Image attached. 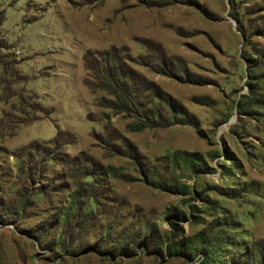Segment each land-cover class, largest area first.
Returning <instances> with one entry per match:
<instances>
[{
  "label": "rangeland",
  "instance_id": "1",
  "mask_svg": "<svg viewBox=\"0 0 264 264\" xmlns=\"http://www.w3.org/2000/svg\"><path fill=\"white\" fill-rule=\"evenodd\" d=\"M0 264H264V0H0Z\"/></svg>",
  "mask_w": 264,
  "mask_h": 264
},
{
  "label": "trees",
  "instance_id": "2",
  "mask_svg": "<svg viewBox=\"0 0 264 264\" xmlns=\"http://www.w3.org/2000/svg\"><path fill=\"white\" fill-rule=\"evenodd\" d=\"M89 56L85 57V62L87 69L90 73H94L95 81L90 83V87L94 90L105 89L108 90L112 95H114L115 100L107 102L106 99L103 100V104L110 105L117 113H130L133 109V99L135 97V90L132 86L128 85L126 80H124L123 85L119 84V75L128 76L127 72L118 73L117 69L114 67H108L104 72L99 71L90 64ZM97 80V81H96ZM98 81H101L98 83Z\"/></svg>",
  "mask_w": 264,
  "mask_h": 264
}]
</instances>
